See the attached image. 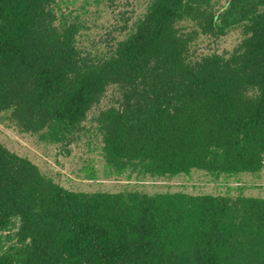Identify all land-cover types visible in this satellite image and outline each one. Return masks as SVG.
<instances>
[{"label":"trees","instance_id":"1","mask_svg":"<svg viewBox=\"0 0 264 264\" xmlns=\"http://www.w3.org/2000/svg\"><path fill=\"white\" fill-rule=\"evenodd\" d=\"M143 2L100 49L63 0H0L3 123L64 153L84 139L126 181L66 187L0 141V264H264V196L139 183L264 169V0ZM232 32L230 51L196 55Z\"/></svg>","mask_w":264,"mask_h":264},{"label":"rangeland","instance_id":"2","mask_svg":"<svg viewBox=\"0 0 264 264\" xmlns=\"http://www.w3.org/2000/svg\"><path fill=\"white\" fill-rule=\"evenodd\" d=\"M144 0H63V8L72 10V14H79V19L87 26L82 29L79 44L88 46L95 41V48L107 49L104 41L112 35L121 37L118 30H114L118 17L126 12H134L133 16L143 10ZM131 21V20H130ZM129 21V22H130ZM111 24V25H110ZM238 41L236 33H230L217 40L201 38L196 47V55L200 52L230 51ZM118 91L114 88L106 91L99 107L111 104L112 94ZM96 107H94L95 109ZM0 113V141L10 150L29 158L42 172L57 178L66 186L77 190H118L126 182L125 179L105 177L102 161L98 151L88 150L84 139L70 145V151L64 153L59 146L41 142L36 136L20 135L15 129L6 126L1 120ZM89 116L88 118H90ZM87 166V167H86ZM93 168L97 178L88 179L84 174ZM86 171V172H85ZM58 173L57 178L55 177ZM134 177V176H133ZM133 181V180H132ZM145 189L150 192L166 190H185L192 193H225L235 194L238 187L243 185V193L251 196H264V169L257 174H241L238 180L226 179L223 176L214 180L201 171H192L188 176H178L168 180H142Z\"/></svg>","mask_w":264,"mask_h":264}]
</instances>
